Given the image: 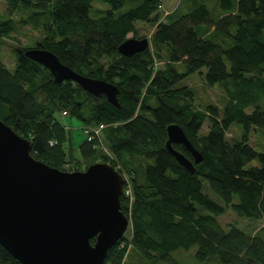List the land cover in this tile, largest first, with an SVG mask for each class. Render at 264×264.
<instances>
[{"label": "trees", "instance_id": "16d2710c", "mask_svg": "<svg viewBox=\"0 0 264 264\" xmlns=\"http://www.w3.org/2000/svg\"><path fill=\"white\" fill-rule=\"evenodd\" d=\"M3 1L7 14H0V38L14 32L11 13L17 10L43 15L47 24L42 39L16 48L13 70L0 63V119L29 139L31 155L51 167L72 171L109 162L130 177V206L120 198L130 220L129 237L123 235L108 249L104 264H126L129 249L153 262L181 264L171 253L194 245L200 263L264 264V234L233 223L224 230L217 220L228 209L264 220V153L248 142L253 126L264 125V112L246 111L264 89V0H219L216 17L197 3L166 21L159 15L161 0H102L108 8L98 18L89 16L94 0ZM138 22L154 26L150 45L122 55L118 46L129 33L141 38ZM225 37L231 44L224 45ZM27 48L49 50L73 71L113 83L118 105L71 80L54 82L48 69L24 56ZM155 59L167 60L165 67H156ZM202 68L207 85L221 83L225 89L221 111L213 104L198 107L190 88L177 85ZM63 110L83 126L104 124L111 157L97 140L83 137L75 147L71 131L57 117ZM206 121L208 129L200 134ZM234 122L240 136L229 140L226 133ZM170 123L181 126L202 156L195 163L182 144H172L192 161L193 171L165 147ZM254 159L261 164L246 167ZM205 184L216 199L204 191ZM0 264L21 263L0 245Z\"/></svg>", "mask_w": 264, "mask_h": 264}, {"label": "water", "instance_id": "95a60500", "mask_svg": "<svg viewBox=\"0 0 264 264\" xmlns=\"http://www.w3.org/2000/svg\"><path fill=\"white\" fill-rule=\"evenodd\" d=\"M148 45L147 37H127L118 51L130 56ZM23 54L48 69L54 82L71 80L118 105L113 83L79 74L43 48H27ZM166 132L167 150L193 171L192 161L172 144H182L195 163L201 154L179 124H168ZM31 147L29 139L0 119V245L21 264H104L108 249L130 224L120 203L124 175L109 162L60 170L34 158Z\"/></svg>", "mask_w": 264, "mask_h": 264}, {"label": "rangeland", "instance_id": "374dc122", "mask_svg": "<svg viewBox=\"0 0 264 264\" xmlns=\"http://www.w3.org/2000/svg\"><path fill=\"white\" fill-rule=\"evenodd\" d=\"M197 3H204L208 7L210 15L212 17H216V15H218L219 0H161V5L159 8V15L161 21H166V16L171 13L175 12V14H181L187 12L193 7H195ZM107 8L108 4L106 2L102 0H94L93 6L89 11V16L92 18H98L104 15L105 10ZM0 14H7L6 4L3 0H0ZM11 16L15 21V30L13 33H11L10 37L0 38V63H2L9 70H13L14 68L16 59V48L24 45H31L32 43L42 39L45 36V25L47 24V20L43 15H32L30 10H17L14 13H11ZM136 30L139 36L147 37L149 39L152 31L154 30V26H151L148 23L138 22L136 23ZM219 36L222 35L219 34ZM127 37H132V34L129 33ZM213 38L217 39L218 35L215 34ZM225 39L226 40L224 42V45L231 44L229 38L225 37ZM155 60L156 67H165L167 63V60ZM224 62L229 70V62L225 57ZM176 67L180 70L183 69L182 64L177 63ZM205 72L206 69L202 68L199 72L190 74L182 78L177 83V85H185L190 88L194 98V103L198 107L204 106L206 104H213L219 108V111H221L224 104V100L226 98L225 89L221 83H216L213 86L207 85L205 82ZM246 76L249 77L252 75L246 74ZM260 77L264 79V75ZM254 89H256V87ZM256 96L258 98H256L254 102H252L251 105L246 108L247 112H252L255 108H258L264 112V89H258V94ZM57 117L60 119L61 122L64 123V125L66 124V128L71 131L72 137L75 141L74 146L77 147V143L84 137L85 127L82 125L79 119L71 115L69 116L68 113L67 115H62L60 112L57 114ZM208 126L209 123L207 121L204 122L202 129L200 130V134L206 133ZM239 136L240 130L238 124L234 122L229 131L226 133V138L230 140L233 137L239 138ZM248 142L255 150L264 153V125L253 126L249 135ZM104 145L107 151L108 146L105 143V140ZM99 147L106 154V151L103 149V147H101L100 145ZM75 150L76 155H78L77 149ZM109 156L111 157V154H109ZM260 164L261 163L257 159H254L250 163H248L246 167L258 166ZM65 167L69 168V163H66ZM122 174L124 175V178H126L128 183L131 184L130 177L127 172L123 170ZM204 191L208 193L212 198L216 199L215 196L211 194L210 191L207 189V184H205ZM233 201L237 202V197H234ZM217 220L224 230L226 229L227 224L233 223L245 232H260L264 234V220L261 218L256 220L254 218L238 216L235 212L228 209L223 214L218 216ZM124 236L129 237V228L125 231ZM196 248L197 247L194 245L188 250L178 249L173 251L171 254L172 257L177 259L181 264H210L209 262L200 263L196 261V259L194 258ZM127 257L128 258L126 260V264H163L162 262H153L148 259H145L141 252L135 249H129Z\"/></svg>", "mask_w": 264, "mask_h": 264}, {"label": "built area", "instance_id": "2783aa9c", "mask_svg": "<svg viewBox=\"0 0 264 264\" xmlns=\"http://www.w3.org/2000/svg\"><path fill=\"white\" fill-rule=\"evenodd\" d=\"M62 115H67V112L65 110L61 111ZM84 138L88 141L90 140H97L98 144L103 147V149L106 151L105 149V145H104V137L102 136V129L104 128V124H99L98 126H84ZM51 144H53L54 142L51 141ZM106 154H111L108 150L106 151ZM126 183V184H125ZM123 196L126 198L128 205L130 206L131 202H132V189H131V185L128 183V181L125 178V182H124V186H123Z\"/></svg>", "mask_w": 264, "mask_h": 264}, {"label": "crops", "instance_id": "0c3cea01", "mask_svg": "<svg viewBox=\"0 0 264 264\" xmlns=\"http://www.w3.org/2000/svg\"><path fill=\"white\" fill-rule=\"evenodd\" d=\"M62 124H64L63 122H61ZM66 125V124H65ZM64 125V126H65ZM66 127V126H65ZM83 139H81L77 144H79L81 141H82ZM73 144L75 145V141H74V139H73Z\"/></svg>", "mask_w": 264, "mask_h": 264}]
</instances>
